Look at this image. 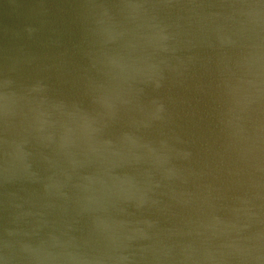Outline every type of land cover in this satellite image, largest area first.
I'll use <instances>...</instances> for the list:
<instances>
[{"label": "water", "instance_id": "95a60500", "mask_svg": "<svg viewBox=\"0 0 264 264\" xmlns=\"http://www.w3.org/2000/svg\"><path fill=\"white\" fill-rule=\"evenodd\" d=\"M0 264H264V0H0Z\"/></svg>", "mask_w": 264, "mask_h": 264}]
</instances>
